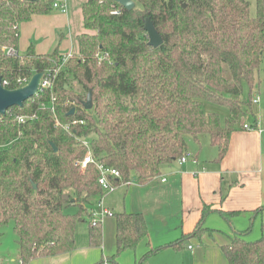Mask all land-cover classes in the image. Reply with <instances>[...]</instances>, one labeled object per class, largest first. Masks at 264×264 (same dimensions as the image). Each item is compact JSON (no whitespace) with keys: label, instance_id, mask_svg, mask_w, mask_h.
<instances>
[{"label":"trees","instance_id":"obj_1","mask_svg":"<svg viewBox=\"0 0 264 264\" xmlns=\"http://www.w3.org/2000/svg\"><path fill=\"white\" fill-rule=\"evenodd\" d=\"M133 1L136 7L127 11L115 0H87L85 32L56 76L55 103L47 90L0 115V230L14 224L23 264L73 252L77 223L90 219L108 194L98 168L90 164L83 171L79 165L88 152L85 142L97 163L119 172L120 178L109 177L112 185L148 186L202 136L221 162L233 133L252 117L264 64V0H255L254 16L250 0ZM54 10V0H0V78L7 89L60 66L64 56L58 51H6H17L21 24ZM148 18L163 39L159 48L149 46ZM90 90L93 108L86 110ZM20 116L27 117L25 124ZM211 212L205 206L193 233L163 247L182 250L192 238L213 236L215 230L204 228ZM216 212L229 220L236 214ZM112 217L117 249L107 262L116 264L148 238L149 228L142 214ZM89 228L90 245L101 246L102 224L90 222ZM249 232L222 246L229 264H264V229L254 242L244 238Z\"/></svg>","mask_w":264,"mask_h":264},{"label":"crops","instance_id":"obj_2","mask_svg":"<svg viewBox=\"0 0 264 264\" xmlns=\"http://www.w3.org/2000/svg\"><path fill=\"white\" fill-rule=\"evenodd\" d=\"M71 2L54 0V3L74 7ZM81 17L83 22L81 8L70 13L56 10L51 14L34 15L19 28L17 52L28 53L32 50L37 55H48L55 51L62 56L74 54L72 48L75 44L78 47V37L85 32L84 23L83 28L81 27ZM260 74L255 96H260L262 100L259 104H253L252 117H249L246 123L252 125L251 123L256 121L257 129L234 132L229 150L221 162H217L218 155L206 156L202 161L201 154L197 155L195 150L190 149L191 157L186 163L181 165L177 162L167 167L155 183L148 186L137 183L121 186L118 188L119 201H106L108 210L112 213H137L145 217L149 228L148 238L144 240L147 247L152 246L156 249L193 233L197 229L205 206H209L212 212L207 217L204 228L215 230L213 236L206 235L210 239L213 238L214 242L225 235L226 242L223 244L225 245L231 236L227 221L220 218L218 220L213 214L217 210L236 213L231 217L233 222H228L232 223L233 234L246 231L252 216L255 222L261 219L264 229V85ZM258 210L262 211L257 212ZM202 242L192 238L182 250L187 249L196 261H200L208 255L205 250L214 248L213 245L203 247ZM101 252L102 250L99 251L97 248L93 251L94 254L91 253L93 256L85 253L77 257L80 254L76 247L73 252L66 255L39 258L40 261L36 259L29 264H95L102 259ZM101 261L107 263V259L103 258ZM0 264H23L19 247L17 256L15 253L0 252ZM226 264H229L228 261Z\"/></svg>","mask_w":264,"mask_h":264},{"label":"rangeland","instance_id":"obj_3","mask_svg":"<svg viewBox=\"0 0 264 264\" xmlns=\"http://www.w3.org/2000/svg\"><path fill=\"white\" fill-rule=\"evenodd\" d=\"M56 1H59V0H56ZM69 1L71 2V0ZM85 2L86 0H72L71 3H73L74 7L67 6V12L70 13L71 11L72 12L77 11V9L79 8L82 9V5ZM250 2H251V15L254 16L256 14L255 0H250ZM54 11H56V9ZM81 25H82L81 27L83 28L82 17H81ZM72 50L75 52L74 54L78 52V47L76 44L74 45ZM19 55L26 56L27 52L20 51ZM64 56L66 55L64 54ZM260 73H261L260 74L261 82L264 85V64L262 66V70ZM74 87L77 88L76 83L74 84ZM189 147L190 149L195 150L197 155L201 154L200 159L202 161L205 159L206 156L214 155L212 157H216L218 155L217 148L214 147L210 143V139L208 136H202L201 143L199 145L193 143L192 141H189ZM118 190L119 189H116L114 192H111L104 197V199L102 200V206L104 208L108 209L106 201H110V202L113 200L119 201V197H118L119 191ZM94 211L98 213L101 212L99 203L96 204V206L94 207ZM73 212L75 211L72 208L68 210V213H73ZM213 214L217 216L216 219L220 218V219H224L225 221H227L228 232L230 233L231 236L236 234V233L233 234V232H231L232 223L231 224L228 223L230 221L233 222L232 218H230L229 220L227 217L225 218L222 215H219V213L217 212H214ZM86 219H87L86 221L78 222L76 225V247L78 248L79 254H80V255H77V257H81L85 253L91 254L93 253L95 249L99 248V251L102 250L101 252L102 259L110 258L116 252L115 219L108 218V217H104L102 219L103 220L102 222L103 240H102L101 246L99 247H92L90 245V241H89L90 219L89 218H86ZM247 229H250L249 234L244 237L247 241L254 242V241L259 240L262 236V231H263L261 219L255 222L254 216H252V218L249 220V223L247 224ZM0 232L2 233V235L0 236V252H3L4 254L15 253V255L17 256L18 255V244H17V236L14 231V224L11 223L3 227L0 230ZM213 240H214L213 238L210 239L207 236L203 240L202 242V244L204 245L203 247H209V245H213L214 248L205 250V252H207L208 255L206 256L205 259H201L200 261H196L193 257V254L187 249L177 250V249H172V248H164L163 246L161 248L159 247V250L156 253L152 254L151 256L145 257L148 249L149 248L152 249L153 247L152 246L147 247V243L146 241H144L138 245L136 250L124 251L118 257L119 261L117 263L118 264H222V263L226 264L227 261L222 252V246L226 242V236L223 235V237H219L217 241L215 242ZM196 245L197 244H195V246ZM152 250H155V248H153ZM101 260L96 262L95 264H113L109 262L102 263ZM38 261L40 260L38 259Z\"/></svg>","mask_w":264,"mask_h":264},{"label":"built area","instance_id":"obj_4","mask_svg":"<svg viewBox=\"0 0 264 264\" xmlns=\"http://www.w3.org/2000/svg\"><path fill=\"white\" fill-rule=\"evenodd\" d=\"M54 8L58 11L60 10L63 13L67 12L66 5L62 4V3H54ZM6 51H7V54L10 56H15L17 54V51L15 49H12V48L6 49ZM71 57H72V54H68V55L64 56L60 66L56 70H54L53 72L45 73V76L41 80L39 92L36 96H38L42 92L50 90V98H51L52 102L55 103V101L57 100V95L53 92V89H54V83H55L56 76L59 73L62 66H64V64ZM28 83H29V80L28 81L27 80L19 81V84H20L19 86L23 87V86H26ZM3 85L6 88L7 84L4 83ZM261 100H262V98L260 96H255L253 99V104H259L261 102ZM42 108H46L45 104H42ZM52 110L54 111V108ZM26 120H27V117H25V116L18 117V121L21 124H25ZM74 123H76V122H74ZM256 129H257V126H253L250 124L244 125V130H246V131H255ZM84 146H86L88 148V152H87L86 156L84 157L83 161L79 164V165H81V169L84 171L87 169L88 165L94 164L100 172L99 184L102 187V189L105 191V193H108V194L111 192H114L118 188L110 183L109 177L120 178L119 172L116 169L106 168L102 164L97 163L94 160L91 151L89 150L90 145L87 142H85ZM190 157H191V154L184 156L182 159L179 160V163L181 165L186 163ZM131 184H132V182L128 183V185H131ZM103 199L104 198H102L98 202L99 207L101 209L100 213L94 211V208L92 211H90V214H91L90 222L93 226H97L98 224H102V222H103L102 219L104 217H112V215H113L112 212H110L108 209H106L102 206V200Z\"/></svg>","mask_w":264,"mask_h":264},{"label":"water","instance_id":"obj_5","mask_svg":"<svg viewBox=\"0 0 264 264\" xmlns=\"http://www.w3.org/2000/svg\"><path fill=\"white\" fill-rule=\"evenodd\" d=\"M115 1L127 11H132L136 7V3L133 0ZM145 30L148 33L149 46L159 48L163 44V39L149 18L145 21ZM44 76V72H37L32 76L26 86L15 90L5 88L0 78V115H6L8 110L13 107H23L28 100L35 97L39 92L41 80ZM83 107L86 110H91L93 108L92 90L89 91L87 99L83 101ZM74 113L75 110L73 109L70 114L74 115Z\"/></svg>","mask_w":264,"mask_h":264}]
</instances>
